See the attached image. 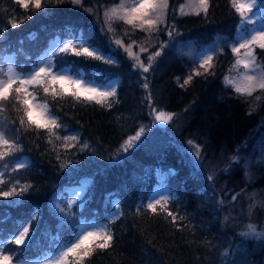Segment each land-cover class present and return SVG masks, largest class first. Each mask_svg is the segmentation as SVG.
<instances>
[{"label": "trees", "instance_id": "trees-1", "mask_svg": "<svg viewBox=\"0 0 264 264\" xmlns=\"http://www.w3.org/2000/svg\"><path fill=\"white\" fill-rule=\"evenodd\" d=\"M117 2L82 0L83 8L93 9L89 12L62 1L43 12L32 7L24 9L14 0H0V33L4 36L0 40V55L20 50L30 37L45 41L53 37L91 36L108 53L110 38L103 24V12ZM183 2L169 0L167 24H174L179 35L156 58L154 70L146 74L154 106L176 114L166 130L151 124L145 99L148 92L141 87L144 82L141 71L133 68L134 62L121 49H116L120 61L116 65L71 54L63 57L68 63L60 64L61 67L79 72L85 78L119 79L116 102L111 108L76 103L70 97L50 103L67 129L58 130L59 135L79 133V142H71L76 147L66 149L62 141L55 140L50 144L44 130L37 133L21 129L17 133L3 119H17V113L10 106L0 113L6 135L10 139L18 135L22 148L0 162L1 180L5 181L0 190L7 191L16 181H19L17 191L26 184L32 185L23 197H0V232L14 231L21 222L37 215L38 220L31 225L36 229L32 245L25 253L48 246L52 235L66 237L64 227L73 218L64 222L65 216L59 208H66L67 190L85 181L89 183L82 209L86 218H102L115 209L117 201L123 212L110 226L113 246L97 251L88 264H264V237L240 235L247 231V223L264 222V209L260 207L254 209L251 217L247 214L249 194L264 190V166L253 162L255 146L264 137V102L263 110L258 108L249 114L242 98L226 90L222 80L232 62L228 53L218 57L214 75L194 76L189 85L181 87L186 66L184 57L176 51L178 40L208 44L219 34L233 36L239 17L230 0H210L207 18L203 14L173 15L172 10L178 11ZM260 6L264 8V0ZM10 19L23 23L12 28ZM167 40V30L162 27L158 39L153 37L150 51L154 52L161 41ZM112 48H116L114 43ZM56 57L59 61L60 54ZM142 58L147 63V54ZM142 125L146 131L134 147L128 152L120 150L124 141L134 136ZM16 127H19L18 119ZM188 140L199 145L205 157L198 169L192 163L195 157L189 154L193 150ZM84 142L90 147L81 151L80 144ZM238 147L240 159L225 173L222 170ZM25 158L27 166L12 171L15 163ZM213 169L214 183L207 180ZM159 172L167 174L166 185L170 195L176 198L168 205V210L178 217L175 224L159 209L152 214L141 208L140 214H136L137 206L158 185ZM236 194L240 195L233 201ZM221 199L223 206L217 204ZM180 216L185 219L180 220Z\"/></svg>", "mask_w": 264, "mask_h": 264}, {"label": "snow or ice", "instance_id": "snow-or-ice-1", "mask_svg": "<svg viewBox=\"0 0 264 264\" xmlns=\"http://www.w3.org/2000/svg\"><path fill=\"white\" fill-rule=\"evenodd\" d=\"M15 2L24 9L32 7L39 10L44 6L42 0H15ZM61 2L62 0H49V3L58 4ZM71 2L74 6L83 7L82 0H71ZM260 2L261 0H230L231 8L239 16L236 37L230 45L221 41L199 51L193 49L192 62L195 67L183 80L181 87L189 85L194 76L214 75L216 57L224 52L225 47H230L235 60L228 70L229 74L224 76V86L226 88L230 87L238 97L243 98V102L249 104V114L261 106V102H264V58H261L264 55V8L258 6ZM210 6V0H187L186 4L180 6L178 12L176 9H173L172 12L173 15L199 16L203 14L207 18ZM170 7L169 0H119V3L106 8L104 11L105 25L107 32L112 34V38L109 40L110 51L108 53L98 47L94 39L89 36L87 39L77 37L57 44L53 53H50L47 57H42L39 63L34 64L27 71H24L21 65L16 64L12 57L0 61V113L5 112L10 106L17 113L19 127H16L17 119L9 120L7 117L3 119L7 120V124L15 128L17 133L21 129L26 132L35 130L37 133L44 130L48 134L50 144L55 140L62 141L63 147L66 149L76 147V144L71 142H79V133L69 132L68 135H59L58 130L67 129L61 123L60 117L51 109L50 103L64 101L70 97L76 103L95 104L101 108H111L113 103L116 102L117 88L113 82L101 86L95 80H87L81 73L70 72L67 68L59 65L68 63L63 59L67 54L84 60L116 65L120 63L116 55V49H122L129 59L135 61L132 65L133 68H138L141 71V79L144 81L141 87L148 92L145 99L148 101L149 115L154 117L153 122L163 125L170 124L176 114L154 106L149 91V79L146 75L154 70L153 65L156 58L160 57L175 36L179 35L174 24H167ZM185 8L189 11H185ZM85 10L93 11L92 8ZM116 22H122L127 26L123 37L115 35L116 30L113 24ZM9 23L12 28H17L20 23H23V20L10 19ZM162 26L167 30L168 40L161 41L158 48L151 52L153 37L158 39ZM137 30L146 34L145 41L138 43L136 40H131L130 43H125L124 37H130ZM104 31L105 29L102 28L101 32ZM3 38V34L0 33V40ZM113 43L116 48H112ZM135 48H138L139 51H134ZM57 53L60 54V58L57 63H54V60L57 59ZM141 54H147V63L141 58ZM4 64L7 65L6 70L3 67ZM241 68L243 71H240ZM177 80L179 81V77ZM41 93L43 96H41ZM262 125H264V121H262ZM4 127L3 120H0V162L22 151L19 136H13L10 139L4 131ZM145 131L146 128L142 125L134 136H130L124 141L120 150L128 152L129 149L134 147L135 142L140 140ZM187 143L193 150L189 154L195 157L192 163L198 169L201 167L200 162L205 159L202 149L193 140H188ZM89 147L87 142L80 144L81 151ZM185 151L187 152V150ZM260 152L261 155L256 163L264 164V142L261 144ZM57 159H59V155ZM239 159L238 147L236 154L229 157V163L225 165L222 171L227 173L232 163L237 162ZM26 166L23 161H18L12 171ZM62 166L66 167V165ZM4 167H7V164ZM2 175L3 172H0V176ZM245 175L250 179L248 172ZM207 180L214 183V169L207 176ZM4 183L5 181L0 180V186ZM18 186L19 181H16L11 184L7 191L0 190V197L5 199L13 196L23 197L32 187V185L26 184L17 191ZM83 191L84 189L81 188L80 191L74 193V196H79ZM244 191L242 190V193ZM239 195H233L232 200L235 201ZM249 198L253 201L247 209V214L251 217L256 207L264 209V200L259 199L256 194H249ZM175 199L170 194L155 193L148 198L146 204L141 202L137 206L136 214H140L141 208L152 214H156L159 209L161 212H166L175 224L178 217L168 210V205ZM76 204V199H69L66 208H59V211L65 216L64 222H67L68 218H75V214L69 210ZM217 204L223 206L224 200H218ZM57 207L59 206L57 205ZM122 215L121 204L117 201L115 211L106 218L107 223L79 221L73 226L69 236L65 237L57 234L52 237L48 252L36 257L35 264H88L90 258L97 251L103 252L113 246L114 234L110 224L119 220ZM179 219L183 220L185 217L180 216ZM228 219V217H225V220ZM37 220L38 216L33 214L26 224L24 222L20 223L18 234H13L10 239L0 237V264H31V258L25 256V251L32 245L36 229L31 225ZM246 228L247 231L241 232L240 235L264 237V231H258V225L249 222ZM203 243L205 246H209L207 241ZM8 244L17 246L14 254L10 249H7Z\"/></svg>", "mask_w": 264, "mask_h": 264}, {"label": "rangeland", "instance_id": "rangeland-1", "mask_svg": "<svg viewBox=\"0 0 264 264\" xmlns=\"http://www.w3.org/2000/svg\"><path fill=\"white\" fill-rule=\"evenodd\" d=\"M14 1H15V0H14ZM62 1L69 2L72 6H74V5L72 4L71 0H62ZM117 3H119V1H118ZM186 3H187V0H184V2H183L182 4H186ZM42 4H43L44 6H43L41 9H42L43 12H46L47 9L50 8L52 4H56V3H49V0H42ZM182 4H181V5H182ZM181 5H180V6H181ZM111 6H112V5H109V6L106 7V8H110ZM180 6L178 7V10H179ZM74 7H75V8H80L82 11H86L85 8H83V7H78V6H74ZM106 8H105V9H106ZM105 9H104V11H105ZM185 11H189V9L185 8ZM178 15H179V16H190V15H180V14H178ZM238 17H239V16H238ZM103 23H104V26H105V29H106L104 12H103ZM113 27H114L115 30H116V31H115V35H116L117 37H123L124 30H125V28H126L127 26H125L122 22H116L115 24H113ZM162 27H163V26H162ZM106 30H107V29H106ZM109 34H110V38H112V34H111V33H109ZM145 35H146L145 33H143V32H141V31L137 30L134 34H131L130 37H124V40H125V43H130L131 40H136L138 43H143V42L145 41ZM236 35H237V31H236V33H235V35H234L233 37H227V36H226V37H225V36H216L215 39L213 40V42L210 43V44H207V45H198V44H196V43L193 42V41L178 42V43H176V51H177V54H178L180 57H184V62H185V66H186V70H185V75H184V77L186 78V77L190 74V71L195 67V65H194L193 62H192L193 49H195L196 51H199V50H201V49H203V48H206V47H208V46H212V45L216 44L217 42H221V41L224 42V43H226V44H229V45H230V44L233 42V39L236 37ZM61 43H62V41H58V40H56V41H55V42L49 47L48 51L45 52V54L43 55V57H47V56H49L50 53H53V50L55 49V47L57 46V44H61ZM121 51H123V50L121 49ZM134 51L138 52L139 49H138V48H135ZM226 51H228V52L230 53V55L233 57V59L235 60V57H234L233 54L231 53L230 47H225L224 52H223L222 54H220L219 56L224 55V53H225ZM142 55H143V54H141V58H142ZM219 56H218V57H219ZM8 57H12L13 61L17 64L16 59H15L14 56L10 55V56H8ZM218 57H216V61H217ZM261 58H264V55H262ZM142 59H143V58H142ZM131 60H132V59H131ZM234 60H233V62H234ZM36 61H37V60H36ZM36 61H35V62H36ZM132 61H133V60H132ZM39 62H40V61H38V63H39ZM133 62L135 63V61H133ZM233 62H232V63H233ZM232 63H231V64H232ZM231 64H230V66H231ZM3 66H4V65H3ZM230 66L228 67V70H229ZM6 67H7V65L4 66L5 70H6ZM228 70H227V73H226V74H229V71H228ZM240 71H243V69L241 68ZM232 74L234 75L235 73H232ZM87 80H88V79H87ZM223 80H224V78H223ZM95 82H96V81H95ZM111 82H113V83L115 84V86L117 87V85H118V81L113 80V81H111ZM96 83L99 84V85H101V86H103L104 84H109V82H106V83L96 82ZM223 85H224V83H223ZM110 86H111V85H110ZM225 88H226V87H225ZM227 89H228V88H227ZM229 89L231 90V92H232L236 97H238L237 94L234 93V91H233L230 87H229ZM238 98L241 99V97H238ZM241 100L243 101V98H242ZM244 103H245V102H244ZM261 103H262V102H261ZM245 105H246L247 110L249 111V104H248V103H245ZM257 109H258V108H257ZM257 109H256V110H257ZM256 110H255V111H256ZM253 112H254V111H253ZM150 116H151V115H150ZM153 120H154V117L151 116V124H152V125H155V126H158V127H161V128H165V127L167 126V125H163V124H156V123L153 122ZM262 142H264V137L261 138L259 144H257V146L255 147V154H254V160H253L254 163H256L258 157L261 155L260 148H261V144H262ZM248 161H249V160H248ZM248 161H247V162H248ZM251 161H252V160H251ZM257 164H258V163H256V165H257ZM261 165L264 166V164H261ZM246 169H248V168L246 167ZM158 177H159V183H158V186H157L156 190H154L153 193L147 197V199L145 200V203H144V204H146V203L148 202V198H149L150 196H152L153 194H155V193L163 192L164 194H169V190H168V188H167V186H166V176H165V174L162 173V172H159V173H158ZM81 188H83V187H74V188H72L71 191L69 192V195H68V200H69V199H76V201H77V204H76V205L80 204V203H79V200L81 199V196H82L83 192H81V194H80L79 196H74V193L80 191ZM253 194H256L257 197H258L259 199L264 200V190H261V191H259V192H255V193H253ZM248 199H249L250 203L253 202L249 197H248ZM260 208H261V207H260ZM247 209H248V207H247ZM91 221H92V222H95V223H107V222H105V221H98V222H97V221H94V220H91ZM72 222H73V220H71V221H69V222L67 223V226L70 227V228L68 229V232H69V233H71L72 228H73V226H71ZM85 222H88V221H85ZM260 227H261V228H260ZM263 227H264V222L261 223V225H258V230H260V231H264ZM31 264H35V260H31Z\"/></svg>", "mask_w": 264, "mask_h": 264}, {"label": "bare ground", "instance_id": "bare-ground-1", "mask_svg": "<svg viewBox=\"0 0 264 264\" xmlns=\"http://www.w3.org/2000/svg\"><path fill=\"white\" fill-rule=\"evenodd\" d=\"M118 1H119V0H118ZM234 11H235V10H234ZM236 14H237V13H236ZM237 16H238V14H237ZM259 110H263V109H262V104H261V106L259 107Z\"/></svg>", "mask_w": 264, "mask_h": 264}]
</instances>
